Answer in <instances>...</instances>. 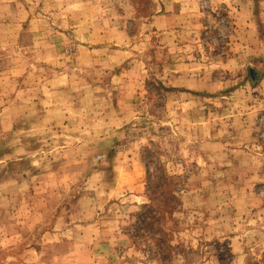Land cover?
I'll return each mask as SVG.
<instances>
[{"label": "rangeland", "instance_id": "obj_1", "mask_svg": "<svg viewBox=\"0 0 264 264\" xmlns=\"http://www.w3.org/2000/svg\"><path fill=\"white\" fill-rule=\"evenodd\" d=\"M0 264H264V0H0Z\"/></svg>", "mask_w": 264, "mask_h": 264}, {"label": "trees", "instance_id": "obj_2", "mask_svg": "<svg viewBox=\"0 0 264 264\" xmlns=\"http://www.w3.org/2000/svg\"><path fill=\"white\" fill-rule=\"evenodd\" d=\"M150 214H137L136 216L140 219L139 223H141L143 226H148L151 230V223H148L150 219H153ZM158 257H161V254H158Z\"/></svg>", "mask_w": 264, "mask_h": 264}]
</instances>
